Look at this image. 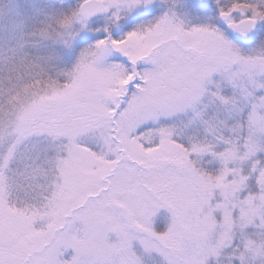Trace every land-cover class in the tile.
<instances>
[{"label":"snow or ice","instance_id":"obj_1","mask_svg":"<svg viewBox=\"0 0 264 264\" xmlns=\"http://www.w3.org/2000/svg\"><path fill=\"white\" fill-rule=\"evenodd\" d=\"M0 264H264V0H0Z\"/></svg>","mask_w":264,"mask_h":264}]
</instances>
